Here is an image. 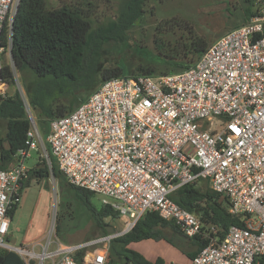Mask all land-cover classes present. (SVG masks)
Instances as JSON below:
<instances>
[{
  "label": "built area",
  "instance_id": "2783aa9c",
  "mask_svg": "<svg viewBox=\"0 0 264 264\" xmlns=\"http://www.w3.org/2000/svg\"><path fill=\"white\" fill-rule=\"evenodd\" d=\"M247 1L250 21L218 39L190 69L107 81L72 113L54 119L44 140L16 73L14 84L1 77L21 0H0V97L15 87L32 126L14 163L0 170V249L25 264H107L111 242L156 213L187 239L206 244L191 264H257L264 257V0ZM47 145L71 185L101 196V205L119 214L121 232L67 244L53 222L42 245L7 243L11 212L33 169L26 165L31 152L42 150L52 168ZM195 183H207L225 199L243 226L220 239V228L172 199Z\"/></svg>",
  "mask_w": 264,
  "mask_h": 264
},
{
  "label": "trees",
  "instance_id": "16d2710c",
  "mask_svg": "<svg viewBox=\"0 0 264 264\" xmlns=\"http://www.w3.org/2000/svg\"><path fill=\"white\" fill-rule=\"evenodd\" d=\"M147 1L126 0L117 19L104 28L95 29L80 9L68 5L49 9L46 0H21L12 27L10 61L4 62L1 77L10 84L15 83L14 73L27 72L35 77L34 80L24 81V89L31 110L38 112L36 122L43 139L45 137L46 140L50 134V123L69 115L86 102L98 83L102 85L124 77L122 68L101 71L104 47L110 41L123 42L128 46L127 33L143 20ZM243 2L247 6L243 7V14L239 17L241 24L236 25L235 29L247 24L254 16L252 5L247 0ZM190 35L187 44L168 51L160 48V54L151 56L150 64L139 67V74L132 76L173 75L190 69L210 47L192 31ZM7 43L4 37L3 46L7 47ZM84 96L88 97L85 99ZM65 101L68 105H65ZM0 120L7 122L5 136L0 132V170H7L14 163L16 153L25 147L32 128L18 91L7 98L0 97ZM46 148L52 168L42 159L31 170L29 181L34 179L40 183L54 177L68 194L90 212L95 226L102 231L101 236L112 234L106 220H118L119 214L108 206L97 207L93 202L94 193L71 185L60 171L48 145ZM172 199L203 222L220 228V239L231 227L243 226L242 217L231 215L225 199L213 192L208 184L205 190L199 189L197 183L186 185ZM18 208L12 210V218ZM60 230L58 226L57 231ZM166 231H170L171 235L181 234L173 222L163 220L156 213L145 214L132 231L111 242L109 254L112 252L115 259L110 260L108 255L107 264H166L162 258L155 262L148 261L130 249V245L144 241H166L174 245L172 239L165 235ZM192 241L198 247L197 253L189 255L193 260L206 244L197 239ZM0 250L3 251L0 253V264H25L15 252ZM257 264H264V257L259 258Z\"/></svg>",
  "mask_w": 264,
  "mask_h": 264
},
{
  "label": "rangeland",
  "instance_id": "374dc122",
  "mask_svg": "<svg viewBox=\"0 0 264 264\" xmlns=\"http://www.w3.org/2000/svg\"><path fill=\"white\" fill-rule=\"evenodd\" d=\"M126 0H46L49 9H57L68 5L80 9L92 22L95 29L104 28L110 21L117 19L121 6ZM243 0H148L143 20L127 33L128 46L123 42L110 41L104 47L101 71L122 68L124 77L137 75L138 68L150 64L151 56H158L163 51L173 50L178 45L187 44L190 32L204 40L209 46L241 24ZM253 9V7H252ZM188 60H191L189 58ZM196 59H194L195 61ZM10 61V53L4 54V62ZM18 82L25 93L24 81L34 80L31 73L16 74ZM99 83L89 96L99 87ZM10 93L15 94L16 88L11 87ZM88 96H84L86 99ZM65 105L68 102L65 101ZM37 120L38 112L31 110ZM6 124L0 120V132L5 136ZM45 140V137H44ZM43 159L42 150L31 152L26 162L34 168ZM205 190L206 183L197 184ZM101 207L102 197L95 195L93 200ZM56 223V234L67 244H79L102 235L95 226L92 215L76 199L62 188L54 177L36 182L30 179L23 188L19 208L11 225L10 237L7 242L13 247L33 248L34 243H45V235L51 224ZM112 233L121 232L123 222L107 219ZM60 226V232L57 227ZM168 238L172 237L166 231ZM178 242V240L175 239ZM146 242V241H145ZM31 244V245H30ZM40 251L39 247L35 248ZM3 252L0 250V253ZM109 259L114 260L112 252Z\"/></svg>",
  "mask_w": 264,
  "mask_h": 264
},
{
  "label": "crops",
  "instance_id": "0c3cea01",
  "mask_svg": "<svg viewBox=\"0 0 264 264\" xmlns=\"http://www.w3.org/2000/svg\"><path fill=\"white\" fill-rule=\"evenodd\" d=\"M172 237H174L171 238L174 245L166 241H144L130 245V249L140 253L151 262H155L158 258H162L166 264H191L192 259L189 255L197 253L198 247L192 240L187 239L182 234L172 235ZM175 239L178 240V242L175 241Z\"/></svg>",
  "mask_w": 264,
  "mask_h": 264
}]
</instances>
